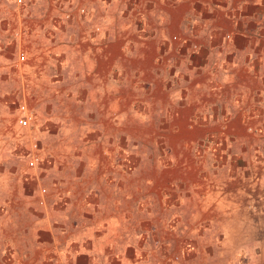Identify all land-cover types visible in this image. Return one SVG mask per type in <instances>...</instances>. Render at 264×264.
<instances>
[{
	"label": "crops",
	"instance_id": "obj_1",
	"mask_svg": "<svg viewBox=\"0 0 264 264\" xmlns=\"http://www.w3.org/2000/svg\"><path fill=\"white\" fill-rule=\"evenodd\" d=\"M18 83L34 113L22 127L18 105L16 123L32 127L41 161L0 150L16 166L0 173V264H151L126 213L134 159L116 139L156 118L162 131L212 133L214 117L264 137V0H0V92ZM193 194V208L217 207Z\"/></svg>",
	"mask_w": 264,
	"mask_h": 264
},
{
	"label": "rangeland",
	"instance_id": "obj_2",
	"mask_svg": "<svg viewBox=\"0 0 264 264\" xmlns=\"http://www.w3.org/2000/svg\"><path fill=\"white\" fill-rule=\"evenodd\" d=\"M6 56L11 65L13 54ZM19 92V83L9 84L5 92H0V150L26 165L36 139L32 127L21 128L16 123ZM154 120L152 127L144 124L130 131L123 127L125 131L116 139L119 153L123 156L125 151L134 159L131 173L135 178L136 203L129 208V200L134 201V197L127 196L125 207L126 213L137 212L134 231L136 237L147 239L144 251L148 249V255H153L151 264H264V214L260 213V191L264 189H260L258 178L264 177V137L253 126L236 132L231 119L224 117L211 119L215 130L212 133L175 128L162 131L157 127L160 118ZM10 149L21 156H16V152L13 155ZM193 161L200 165L196 174L190 171ZM11 168L16 166L0 162V173ZM245 175L249 181L244 180ZM200 179L193 188L192 181ZM211 181L215 189L209 192ZM246 188L251 194L236 198L241 206L232 207L231 193L244 194ZM193 191L195 195L201 192L202 197L214 194V198L202 200H213L217 207L200 211L193 208ZM166 201L169 207L165 206ZM150 205L152 214L146 212Z\"/></svg>",
	"mask_w": 264,
	"mask_h": 264
},
{
	"label": "built area",
	"instance_id": "obj_3",
	"mask_svg": "<svg viewBox=\"0 0 264 264\" xmlns=\"http://www.w3.org/2000/svg\"><path fill=\"white\" fill-rule=\"evenodd\" d=\"M16 1L18 3H22L23 0H16ZM173 39L176 40L177 37L173 36ZM197 48H198L197 44L192 45V49L196 50ZM18 61L21 63L25 61V54L22 51H20L18 54ZM19 111L21 113V115L18 118L19 125L22 127L29 126L32 120V117H33V113L29 111L28 107L24 103L19 105ZM40 161H41V153H40L38 145L34 143L32 145L30 152L28 153L27 164L30 168H33V167H36L40 163ZM41 192L44 193L45 189H42ZM39 202L40 204H43L44 201L40 200Z\"/></svg>",
	"mask_w": 264,
	"mask_h": 264
}]
</instances>
